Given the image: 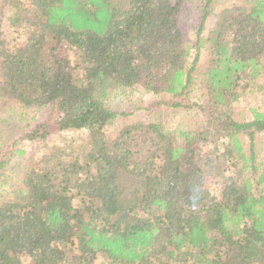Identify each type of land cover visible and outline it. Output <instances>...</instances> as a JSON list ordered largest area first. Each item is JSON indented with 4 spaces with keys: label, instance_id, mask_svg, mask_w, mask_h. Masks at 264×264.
<instances>
[{
    "label": "trees",
    "instance_id": "1",
    "mask_svg": "<svg viewBox=\"0 0 264 264\" xmlns=\"http://www.w3.org/2000/svg\"><path fill=\"white\" fill-rule=\"evenodd\" d=\"M213 2L0 0V108L27 117L0 146V177L25 158L0 264H264V109L235 111L264 93V0H226L204 35ZM136 87L187 126L110 132Z\"/></svg>",
    "mask_w": 264,
    "mask_h": 264
},
{
    "label": "rangeland",
    "instance_id": "2",
    "mask_svg": "<svg viewBox=\"0 0 264 264\" xmlns=\"http://www.w3.org/2000/svg\"><path fill=\"white\" fill-rule=\"evenodd\" d=\"M226 3V0H214L211 11L212 15L206 21V27L204 35L208 33L209 28L216 20L217 10ZM200 24L195 19L188 22V37L194 44L197 38V30ZM7 31L5 25L4 31ZM194 54V52H193ZM194 55L191 58L193 61ZM258 96L257 93L253 96H249L241 100L236 105V118L240 121H249L252 116L249 113V108L254 106H262L264 109V93ZM161 97V96H160ZM151 100L141 88H134L125 91L115 92L108 100V106L114 112L118 114V117L114 119L108 129L110 132L118 131L126 123H141L151 120L160 124L163 128L170 132H177L178 130L187 126L192 114L187 111H178L175 114L170 111L154 108L150 105ZM21 109L6 106L0 108V146H4L16 139L21 134L24 123H26L27 117ZM52 145L62 144L63 140L57 138L52 139ZM247 144V142H246ZM34 148V147H33ZM30 149V148H28ZM9 150V147H7ZM257 156L260 160L264 161V135L257 141ZM46 150H44V153ZM23 157L11 156L8 160V164L0 177V201L4 199L14 188L19 181V174L21 171V165L23 164Z\"/></svg>",
    "mask_w": 264,
    "mask_h": 264
}]
</instances>
